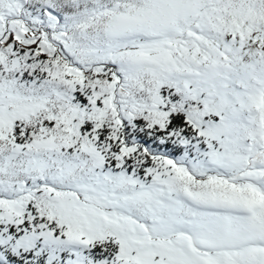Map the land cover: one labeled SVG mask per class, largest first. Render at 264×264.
<instances>
[{"label":"snow or ice","instance_id":"6c2138e0","mask_svg":"<svg viewBox=\"0 0 264 264\" xmlns=\"http://www.w3.org/2000/svg\"><path fill=\"white\" fill-rule=\"evenodd\" d=\"M0 264H264V0H0Z\"/></svg>","mask_w":264,"mask_h":264}]
</instances>
